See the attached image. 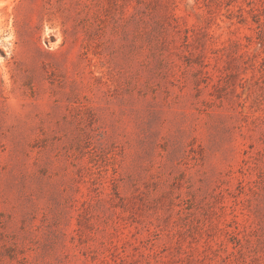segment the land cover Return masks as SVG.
Returning <instances> with one entry per match:
<instances>
[{"label":"rangeland","instance_id":"1","mask_svg":"<svg viewBox=\"0 0 264 264\" xmlns=\"http://www.w3.org/2000/svg\"><path fill=\"white\" fill-rule=\"evenodd\" d=\"M0 264H264V0H0Z\"/></svg>","mask_w":264,"mask_h":264}]
</instances>
